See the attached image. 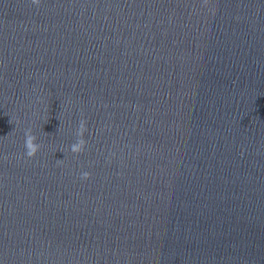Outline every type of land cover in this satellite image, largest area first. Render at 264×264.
<instances>
[{
    "label": "water",
    "instance_id": "obj_1",
    "mask_svg": "<svg viewBox=\"0 0 264 264\" xmlns=\"http://www.w3.org/2000/svg\"><path fill=\"white\" fill-rule=\"evenodd\" d=\"M0 264H264V0H0Z\"/></svg>",
    "mask_w": 264,
    "mask_h": 264
},
{
    "label": "clouds",
    "instance_id": "obj_2",
    "mask_svg": "<svg viewBox=\"0 0 264 264\" xmlns=\"http://www.w3.org/2000/svg\"><path fill=\"white\" fill-rule=\"evenodd\" d=\"M28 146H29L30 149L33 148V145H32V138H31V137H29V139H28ZM29 155H32V151L29 152Z\"/></svg>",
    "mask_w": 264,
    "mask_h": 264
}]
</instances>
